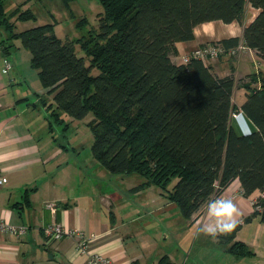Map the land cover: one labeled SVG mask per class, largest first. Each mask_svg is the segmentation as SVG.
Masks as SVG:
<instances>
[{
	"label": "trees",
	"instance_id": "16d2710c",
	"mask_svg": "<svg viewBox=\"0 0 264 264\" xmlns=\"http://www.w3.org/2000/svg\"><path fill=\"white\" fill-rule=\"evenodd\" d=\"M29 1L6 13L0 0V48L7 56L19 40L30 53V66L51 96L50 103L42 101L51 130L65 122L63 115L81 120L91 114L94 160L110 174L141 176L130 192L156 187L188 220L237 178L243 197L264 194V72L238 80L248 91L241 109L255 127L244 136L230 125L234 75L218 77L200 60L170 58L175 43L193 39L196 26L240 22L245 0H99L98 29L74 41L84 57L55 35L54 24L15 32L17 21L35 20L21 9ZM60 1L67 8L75 0ZM248 1L259 13L244 29L243 46L264 61V0ZM220 43L225 51L239 40ZM254 216L264 222V196L249 217L217 238L236 257L251 254L235 238ZM156 264L173 263L162 256Z\"/></svg>",
	"mask_w": 264,
	"mask_h": 264
},
{
	"label": "crops",
	"instance_id": "0c3cea01",
	"mask_svg": "<svg viewBox=\"0 0 264 264\" xmlns=\"http://www.w3.org/2000/svg\"><path fill=\"white\" fill-rule=\"evenodd\" d=\"M258 13L245 0L240 22L212 21L196 26L192 40L175 43L171 60L179 64L181 57L194 49L221 45L226 39L237 38L238 47L243 45L244 29ZM18 41H13L15 49L7 56L0 48V169L6 179L0 188V219L8 225L26 227V233L20 237L0 233V264H88L90 254L95 253L105 255L112 264H156L162 256L173 264H242L254 256L247 264H262L264 242L259 235H264V222L259 216L242 224L235 238L251 254L236 257L229 252L230 245L220 244L200 231L210 222L208 204L214 197L188 220L156 187L135 193L134 204L132 201L128 205L117 190L109 192L108 187L99 186L111 182L104 173L84 176L81 165L73 162L77 160L76 149L58 144L53 136L55 129L49 127V112L42 102L50 103L51 96L41 86L37 72L32 71L30 53ZM236 48L223 50L207 64L218 77L234 75L232 103L235 113H239L248 91L238 80L243 82L253 73L264 72V61L256 51L246 49L237 53ZM4 59L11 64L6 73L2 72ZM230 125L241 134L232 116ZM249 126L252 131L255 129L250 121ZM94 168L100 167L94 163ZM221 196L236 204V219L241 224L253 213V202L261 193L243 197L236 179ZM137 198L140 199L136 204ZM53 223L67 231L93 234L95 238L89 241L84 253H78L76 237L52 240L44 236L45 227ZM251 224L254 239L245 242L239 234ZM191 256L193 260L188 262Z\"/></svg>",
	"mask_w": 264,
	"mask_h": 264
},
{
	"label": "rangeland",
	"instance_id": "374dc122",
	"mask_svg": "<svg viewBox=\"0 0 264 264\" xmlns=\"http://www.w3.org/2000/svg\"><path fill=\"white\" fill-rule=\"evenodd\" d=\"M3 1L6 13H10L26 0ZM21 9H30L35 16V20L27 22L17 21L15 23V32H21L44 24H54L55 35L62 41H72L75 46V54L78 57H84V53L79 48V44L74 41L86 35L87 31H95L98 29L99 15L103 11L99 0H75L70 3L67 8L60 0H31ZM80 21H84V23L79 25L81 24L79 23ZM17 43L20 44V41ZM85 64L88 65L86 60ZM32 71L37 72L34 69ZM62 118L65 122L59 125L54 124L55 130L53 136L57 143L66 147L72 146L76 149L77 160H73V162L81 165L80 167L84 176H101V174L104 173V176H108L111 179V182L99 184V186L102 189L108 187L109 192L114 189L117 190L125 196L124 202L131 205V202L134 200L135 193H132L129 190L140 184L144 179L137 174H131L129 176L123 174H110L94 160L90 150L93 142V135L90 127L88 126V122L92 119L91 114L81 120H75L66 115H63ZM67 124L69 127H66ZM68 157H70V154H68ZM74 163L71 164L74 165ZM94 163L100 167L98 170L94 168ZM139 199L140 198H137L135 200L136 204L139 202ZM251 225L252 227L245 226L244 230L239 234L240 239H243L245 242L246 240L250 241L252 237L254 239V224ZM259 236H262L263 238V240L260 239V241L264 242V235L261 234ZM252 244L254 246V242H252ZM252 250L254 251V249ZM253 258L254 256L249 257L248 259L250 260L247 262L252 261ZM192 260L193 256L189 258L188 262H191ZM247 262L242 264H247ZM261 263H264V259L261 260Z\"/></svg>",
	"mask_w": 264,
	"mask_h": 264
},
{
	"label": "built area",
	"instance_id": "2783aa9c",
	"mask_svg": "<svg viewBox=\"0 0 264 264\" xmlns=\"http://www.w3.org/2000/svg\"><path fill=\"white\" fill-rule=\"evenodd\" d=\"M246 50L243 45H240L236 48V52L239 53L241 51ZM223 48L221 45L213 44L207 45L203 47H199L191 51L190 53L185 54L180 59L179 64H186L190 59H197L202 61L204 64H207L211 60H216L220 54H222ZM11 68V64L7 59L3 60V70L2 72L6 73ZM235 114V113H234ZM234 114L233 117H234ZM6 183L5 177L2 175V171L0 169V188ZM264 195H261L262 197ZM222 197L221 194L216 195L214 198ZM257 200V199H256ZM256 200L253 202V207L256 204ZM256 209H260L258 205H256ZM10 233L16 237H20L26 233V227L24 226H12L8 225L4 220L0 219V233ZM44 236L46 238L52 240H60L64 236H72L78 239L76 244V252L84 253L87 249V245L92 238H95V235L90 234L87 235L82 231L70 230L67 231L62 228L59 224H51L45 227L43 230ZM88 264H112L111 260L103 254L95 253L90 254L88 259Z\"/></svg>",
	"mask_w": 264,
	"mask_h": 264
},
{
	"label": "clouds",
	"instance_id": "9594fccd",
	"mask_svg": "<svg viewBox=\"0 0 264 264\" xmlns=\"http://www.w3.org/2000/svg\"><path fill=\"white\" fill-rule=\"evenodd\" d=\"M235 126L244 136L251 135L252 129L249 126V118L243 109L234 114ZM244 124L241 127V124ZM238 179V178H237ZM238 208L230 198L218 197L208 204V215L210 222L200 229L213 239L219 235L233 231L237 226Z\"/></svg>",
	"mask_w": 264,
	"mask_h": 264
}]
</instances>
